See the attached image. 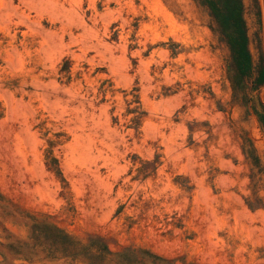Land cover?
Segmentation results:
<instances>
[{
	"label": "rangeland",
	"instance_id": "obj_1",
	"mask_svg": "<svg viewBox=\"0 0 264 264\" xmlns=\"http://www.w3.org/2000/svg\"><path fill=\"white\" fill-rule=\"evenodd\" d=\"M0 264H264V0H0Z\"/></svg>",
	"mask_w": 264,
	"mask_h": 264
}]
</instances>
